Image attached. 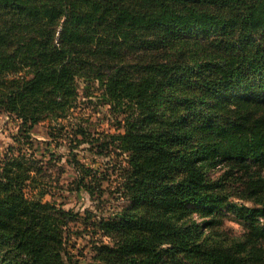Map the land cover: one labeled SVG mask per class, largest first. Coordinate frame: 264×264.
<instances>
[{"label": "trees", "instance_id": "obj_1", "mask_svg": "<svg viewBox=\"0 0 264 264\" xmlns=\"http://www.w3.org/2000/svg\"><path fill=\"white\" fill-rule=\"evenodd\" d=\"M195 30L230 52L203 62L155 54ZM261 32L264 0H0V111L19 123L0 155V262L81 264L71 239L89 235L100 264H172L179 253L201 264H264V178L243 181L237 195L249 207L229 203L207 174L221 161L264 168ZM90 82L116 133L67 131L81 108L79 86ZM46 121L56 147L69 143L76 190L96 202L115 188L109 195L126 204L110 217L87 211L86 233L54 200L56 154H37L33 131ZM77 150L109 159L104 172ZM191 207L229 208L244 240L200 241L196 224L172 220Z\"/></svg>", "mask_w": 264, "mask_h": 264}, {"label": "rangeland", "instance_id": "obj_2", "mask_svg": "<svg viewBox=\"0 0 264 264\" xmlns=\"http://www.w3.org/2000/svg\"><path fill=\"white\" fill-rule=\"evenodd\" d=\"M257 37L262 39L264 32L259 33ZM217 38L216 35H205L201 31L195 30L173 37L166 47L156 51L155 54L159 59L167 60L180 59L199 62L215 60L230 52L229 47L224 46V44H217ZM79 89L81 97L78 105L81 108L76 110L71 117L70 127L67 130L69 134L72 133V127H77L76 125L86 127L92 136L102 134V132L116 133L119 124L114 120V115L108 111V107L102 106V102L98 99L100 93L98 86L93 82H90L89 86L87 83H81ZM64 123L67 125V122ZM18 125V121L0 111V155L13 143V136L18 132ZM49 126L50 121H46L36 126L33 131V139L37 143H35L37 154L40 156L45 152L47 157L50 153L56 154L55 161L51 166V173L55 180L54 186L56 187L54 189V200L61 204L63 209L73 210L79 215L78 222L74 223V229L79 233H86L84 231L86 229L84 219L87 218V211L92 212L95 216L110 217L119 213L126 204L123 200L116 199L118 194L109 195L115 188H110L103 195L104 198L96 202L85 191L76 190L74 182L76 173L66 162L70 152L69 143L65 142L63 146L56 147V142H53V138L48 136L51 128ZM53 133H59V131L53 129ZM60 142L61 140H59ZM46 143L51 144L46 145ZM86 147L88 145L83 144L81 149ZM76 153H78L82 163L100 172H104L109 162V159L102 156L94 157L86 153L85 150H77ZM56 156L61 158L57 159ZM207 174L212 182H219L221 187L218 189L220 191L232 195L229 203L252 207V202L239 199L237 194L244 189L243 181L248 180L249 176L254 179L264 178V168L251 160L245 163L221 161L216 166H211ZM107 187H110V183L106 181L103 188ZM258 195L264 199V192H259ZM46 199L49 200L50 197L48 196ZM172 220L178 225L196 224L201 233L199 240L209 245L230 246L233 243L243 241L246 232L245 225L237 219L229 208H221L214 213H208L198 210L196 207H191L184 212L176 213ZM90 239L89 235L84 237L75 235L71 239V245H75V248L73 246L71 248L81 264H100L92 257ZM0 264L4 263L0 262ZM172 264H201V261L196 257L179 253L176 261H173Z\"/></svg>", "mask_w": 264, "mask_h": 264}]
</instances>
